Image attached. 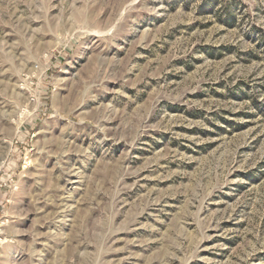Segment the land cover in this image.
Masks as SVG:
<instances>
[{"label": "rangeland", "instance_id": "1", "mask_svg": "<svg viewBox=\"0 0 264 264\" xmlns=\"http://www.w3.org/2000/svg\"><path fill=\"white\" fill-rule=\"evenodd\" d=\"M0 264H264V0H0Z\"/></svg>", "mask_w": 264, "mask_h": 264}]
</instances>
